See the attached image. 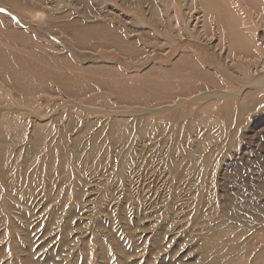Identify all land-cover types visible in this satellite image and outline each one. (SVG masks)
<instances>
[{"label": "rangeland", "instance_id": "1", "mask_svg": "<svg viewBox=\"0 0 264 264\" xmlns=\"http://www.w3.org/2000/svg\"><path fill=\"white\" fill-rule=\"evenodd\" d=\"M27 1L0 0V46L6 51L26 48L45 56L61 55L62 63L79 71L82 85L93 92L105 91L110 99L115 93L101 88L102 80L120 75L131 77L129 83H133L151 66L164 67L170 74L181 52H194L198 60L203 54L217 55L219 51L207 50L204 44H218L223 36L216 19L198 16L201 5L195 0H49L43 5L46 8ZM234 2L233 8L243 10L242 0ZM39 13H45L44 22L37 20ZM250 18L236 16L234 24L253 30ZM179 29L186 37L182 47V36L176 35ZM8 30L25 34H3ZM193 31L200 34L192 35ZM259 31L255 29L256 43ZM201 61L211 79L224 82L228 90L237 91L240 83L245 86L248 81L244 66L230 64L229 59ZM184 78L194 84L208 82V76L200 74ZM46 84L50 85L41 80L27 90L18 85L11 89L9 106L0 104V109L6 106L14 113H25L28 123L23 131L26 139L12 146L22 157L7 162L6 172L0 173V264H207L201 255L210 240L221 244L216 264H263L264 94L258 93V86H246L258 95L239 120L224 119L227 113L217 109L218 99L204 101L211 105L215 101L217 106L200 111L193 132L178 139L179 157L182 151L187 157L181 162L178 156L164 153L171 136L166 118L172 108L156 110L162 112L153 114L155 118L166 120L161 123L164 132L130 144L126 160L119 156L116 144H110V155L100 149V156L88 157L85 138L110 119L132 121L143 111L135 104L128 106L131 112L126 108L127 112L102 111L94 124V109H89L87 118L93 127L83 133L81 144L72 145L81 133L80 121L66 133L65 149L75 153L69 164L30 141L32 123L52 120L51 129L56 130L61 125L56 116L69 110L61 85L52 94ZM199 102L177 107L194 109ZM74 105L85 109L81 103ZM178 120L179 125L185 123L182 117ZM215 229L220 232L217 238L212 236Z\"/></svg>", "mask_w": 264, "mask_h": 264}, {"label": "bare ground", "instance_id": "2", "mask_svg": "<svg viewBox=\"0 0 264 264\" xmlns=\"http://www.w3.org/2000/svg\"><path fill=\"white\" fill-rule=\"evenodd\" d=\"M12 1L20 4H26V2H28L27 0ZM34 1H37V5L39 6L40 4V6L42 5L43 8H46L43 5L47 6L50 3L49 0ZM195 1H197L201 5L198 10V16H203L205 18H214L219 22V26L223 34V36H221V39H219L220 42L218 43L216 41L218 44H213L211 42H206L204 44L207 50L215 48L216 51H219L217 55L216 53H209L208 56H206V54H203L204 58L202 57L198 60V57L194 52L192 53L190 51H187L185 53V51L182 50L184 51V53L181 52L176 61L173 62L171 67V70L173 72H170V74L167 73L168 69H165L164 67L159 66L158 69H155L153 68L155 66H151L144 70L142 76H140L138 81H135L133 83H129L131 77H124L120 75H116L115 77L110 76L107 80H102L100 82L101 85H105L101 88H108L112 93H115L113 98L110 99L105 91L93 92V88H90L87 85H82L79 71L71 64L62 63L60 59V57H62L61 55L60 57H57L54 54L45 56L43 53L26 48L14 49L13 51L9 48V50L6 51V49H4V46H0V104L7 102V106H9L10 101L8 97L11 95V89H14L18 85H21L20 87L22 89L27 90L32 84L36 82L40 83L41 80H43L46 83L48 82L50 84H46V88L52 94L56 92V85H61L60 87L63 91L61 93L62 97L66 98L67 95V99L70 102V105H68L69 110L65 114L60 115V117L56 116V121L59 122L60 119L61 125L55 130L51 129L52 122H54L52 120H50L46 124L40 125L32 123L31 126L33 128V135L30 137V141L32 142V144L34 143L36 146H40V150H43L45 153L54 152L57 157H59V159H61L62 161H66L69 164L73 161L75 153L72 151H67L65 149V143L68 141L66 133L68 131H71V128L80 121L81 127L79 128V130L81 131V133L73 138L72 145L77 146L81 144L83 133L90 131L93 127V121L87 118L90 115L87 113V110L94 109L92 110L91 115L96 116L94 123L96 124V122H98V118L101 117L104 112L115 113L119 111L124 112L126 110L130 111L132 110L130 109L132 107L128 106L135 104L138 105L139 110L143 111L141 115H136V118L132 121L126 120L127 118L110 119L106 124L102 126L101 129L92 131L89 134L88 138H85L86 141H84L89 150L88 152L84 153L88 157L100 156V153L98 151L102 149L105 152V155H110L109 147L116 144L120 149L119 156L122 158V160H126L128 158L127 156L130 155L128 150L129 148H127L130 147V144L136 141L141 143L145 137L149 138L151 136L158 135L159 132H164L165 125L161 123L167 120V124L169 125V127H171L167 128L169 131H171V136H169V138H167L165 141V143L168 142L169 145L167 147L168 149L164 153H166V157L168 155L173 158H176L178 156L177 158L180 162L185 160L187 158L186 154L182 151L183 156L179 157V155L181 154L176 150L180 146L178 139H180L183 134L187 135V133L190 134V132H193L191 127L193 126L194 120H198V122L200 121V116H197V114H200V111L203 112L206 111L208 107L212 108L215 105L217 106V104L214 103L215 101H213L212 105L209 104L210 102L204 104V101H209L210 99H218L219 103L217 109L225 111L227 113L226 115H224V119L226 118L227 120H239V118H241L240 116L245 114L246 111L250 110L253 107L254 98H256L258 93L262 92L261 94H264V89H261L262 87H259L264 85V0H242L244 3L243 10L239 9L236 5H234L235 7L233 8L232 5L235 3L234 0ZM192 11H194V9H192ZM238 11L240 13H238ZM242 14H247L248 17H253V19L250 18L251 20L249 21V25L253 27V30H246L240 25L238 27L236 24H234L236 23L234 17L239 15L241 16ZM198 16L195 13V15H193L192 17L196 18ZM36 18L37 20L44 22L46 20L45 13H39ZM230 19L234 20H231V22L233 23H229ZM176 24L179 25L178 20H176ZM256 28H260L261 30L259 31L260 40H258L259 42L257 41V43L254 42V36L257 34L255 32ZM180 31L181 30L179 29L177 31L178 34L176 35L182 36L179 40L181 42L186 37L185 34ZM6 33L14 34L16 36L22 35V37H24L25 34L22 31L14 32L13 30L5 31V33L3 34L7 35ZM190 33L192 35L200 34L198 33V31H193ZM162 34L166 35V32H162ZM191 34H188L186 36H190L191 38L188 39L194 40V36H192ZM204 35L205 37H208V39L212 37L210 33H203V36ZM166 36L168 37V35ZM219 36L220 35L218 34V37ZM185 43L181 42L180 46L182 47V45H185ZM169 57L170 56H168L167 58ZM217 57L219 60H222V62L224 59H229L230 64L236 62L237 64L244 66V76H249L248 81L245 82V86H243L244 84L240 83L237 91H231L230 89L228 90L227 88H225L224 82H220L217 80L216 83L214 79H211L209 70L208 68H206L207 66L205 67L203 65L204 62H202L201 60L205 59V61H207L209 58V61H212V59H215ZM225 67L226 66H224V68ZM224 68H221L224 70H222V73L224 72L223 74L228 75V73H226L227 71H225ZM221 69L218 70L221 71ZM157 70L161 72L160 76L156 74ZM192 74L204 75L205 78L208 76V82L205 84L195 82L194 84L184 78L186 75L191 76ZM250 83L255 85V87L258 86L255 88L259 89L258 93H256V90L254 88H246V86H248ZM216 84H218V86ZM227 91H230V94ZM227 97H231V99L233 98L232 101L226 102L227 99L225 98ZM237 99L238 101H236ZM192 100H199L201 102L197 103L198 105H196L194 109H190L189 106L185 108L177 107L180 103L182 104L183 102L190 103L189 105H191ZM78 103L85 105V109L78 105L77 107L74 105ZM123 108H126V110H124ZM168 108L173 109L171 114L167 116V118H169V122L167 118L165 121H163V119L155 118L158 112H162L156 111L157 109L163 110ZM95 109L101 111L98 112ZM36 110L39 111V109ZM147 110L148 114L146 115L145 112ZM102 111L104 112L102 113ZM179 117H182L185 123L179 125ZM26 122L27 118L25 113H14L6 106L0 109V173L2 174L5 173L8 168L6 167L7 162H11V160L19 158L21 156L19 155V151L14 152L12 150V146L16 143L17 140L22 142L26 139V136L23 132L25 130V125L28 124ZM236 123L238 122L236 121ZM162 138H160V140ZM27 141L29 140L27 139ZM35 150L36 149L34 148V151ZM140 150L142 151V148ZM35 154H37V152ZM149 157L151 158V156ZM33 159H35L34 156ZM7 180L8 179H6V181ZM212 236L213 238H217L220 236V232L215 229L212 232ZM226 241L228 242L229 240ZM231 242H233V239L231 240ZM220 248L221 244L216 241L210 240L209 242L205 243L204 251L201 256L202 258L207 260V264H216L215 262L219 256ZM242 248L244 249V247ZM245 251L246 250L244 249L243 254H245ZM259 256L262 257L263 254H260ZM226 264H238V262Z\"/></svg>", "mask_w": 264, "mask_h": 264}]
</instances>
